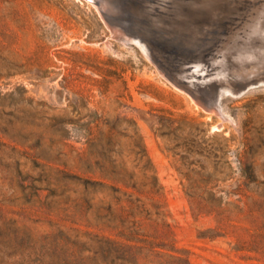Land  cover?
<instances>
[{"label": "rangeland", "instance_id": "obj_1", "mask_svg": "<svg viewBox=\"0 0 264 264\" xmlns=\"http://www.w3.org/2000/svg\"><path fill=\"white\" fill-rule=\"evenodd\" d=\"M91 3L0 0V264H264V84L214 129Z\"/></svg>", "mask_w": 264, "mask_h": 264}, {"label": "bare ground", "instance_id": "obj_2", "mask_svg": "<svg viewBox=\"0 0 264 264\" xmlns=\"http://www.w3.org/2000/svg\"><path fill=\"white\" fill-rule=\"evenodd\" d=\"M97 1V8L109 14V18L120 20V24L124 18L131 20L129 29L121 25L110 27L104 21L117 40L125 45L139 35L179 54L175 63L179 67L191 65L190 71L195 72L179 74L189 82L199 73L200 80H215L238 90L253 78L256 82L264 76V0ZM140 49L147 61L154 63L151 54L141 46ZM206 65L213 71L204 75ZM191 97L207 112L219 116L220 122L214 129H220L225 120L231 119L222 106L219 113L197 94Z\"/></svg>", "mask_w": 264, "mask_h": 264}, {"label": "water", "instance_id": "obj_3", "mask_svg": "<svg viewBox=\"0 0 264 264\" xmlns=\"http://www.w3.org/2000/svg\"><path fill=\"white\" fill-rule=\"evenodd\" d=\"M87 1L95 4H97L98 2L97 0H87ZM100 12L102 13L104 19L107 21V23L110 26L121 25L124 26L123 27L124 29H127L129 25H131V21H121V23L123 24L122 25L118 23V21L120 20H116L111 17L109 18V14H106L102 9H100ZM134 37L135 40H133L132 44L136 47H139V49L141 46L145 50H147L151 54V58L153 59L154 63L164 72V74L168 77V79L177 88L185 91L189 95L197 94L205 104L214 107L216 110H218L219 113H221L220 106L222 99L225 95L238 97L244 94L245 92H247L248 90H250L251 88H253L254 86L260 83L264 84V76H262V78L256 82H255V78H253L252 81L249 82L248 84H245L244 87L238 90H233L225 86L223 83L214 84L210 82H202V80L198 79V76L200 75L199 73L193 76V80L189 82L188 79H186L184 76H180L179 74L182 75L184 72L187 73L190 72L191 75H193L195 72L190 71V68H192L191 65L179 67L178 64L175 63V61L176 62L178 61L179 54L167 48H164L163 46L162 49L161 46H159L158 44H156L152 40H149L146 37L143 38L139 35H134ZM136 41L140 46L136 43ZM209 71L212 72L213 69L210 70L207 66V72L205 71L204 75H206ZM209 83L213 84L212 88L210 87ZM236 87H238V85Z\"/></svg>", "mask_w": 264, "mask_h": 264}, {"label": "trees", "instance_id": "obj_4", "mask_svg": "<svg viewBox=\"0 0 264 264\" xmlns=\"http://www.w3.org/2000/svg\"><path fill=\"white\" fill-rule=\"evenodd\" d=\"M208 130H203V133L206 134ZM162 135H166L165 133H162ZM227 138L223 137V140L219 143H217L216 145H214L212 147V149H209V151H214L215 153H222V154H226L227 152V147H228V143H227ZM208 153V151H206L205 147H201L200 150L198 151L199 154H204V153ZM193 171V170H190ZM221 173V172H220ZM123 180V179H121Z\"/></svg>", "mask_w": 264, "mask_h": 264}]
</instances>
